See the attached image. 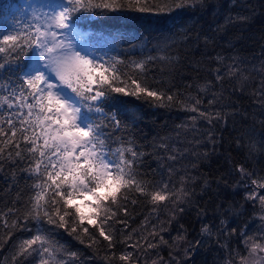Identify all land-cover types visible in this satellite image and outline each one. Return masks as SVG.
Segmentation results:
<instances>
[{
	"label": "snow or ice",
	"instance_id": "snow-or-ice-1",
	"mask_svg": "<svg viewBox=\"0 0 264 264\" xmlns=\"http://www.w3.org/2000/svg\"><path fill=\"white\" fill-rule=\"evenodd\" d=\"M208 3L209 0H65L58 10L33 14L28 23L0 34V70L20 73L15 86L0 83L5 92L0 96V109H5L0 113V171L5 164L19 166L32 180L22 215L13 208L0 212V227L8 230L7 238L21 227V220L30 219L75 234L81 243H84L82 236L92 243L97 242V237L103 238L109 250V264L112 261L142 264L150 249L156 250L157 256L151 264H189L192 253L209 240L223 253V264H264V228L257 235H250L247 224L230 222L229 215L242 214L231 205L223 211L218 207L215 219L219 222L204 223L201 238L195 242L188 239L183 225H179L177 235L170 237L171 243L161 234L170 228L160 226L157 231L153 225L148 236L155 242L148 241V236L141 237L147 242L144 252L139 251L144 247L139 240L128 243L136 229L123 240L117 239L118 233L123 235L127 231L128 206L140 199L151 204L157 215L164 205L169 225L178 222L186 206H190L195 194L192 185L197 177L170 163L159 179H148L140 171L145 153L138 150L130 134L124 135L128 125L104 107L113 94L144 98L158 107L178 104L183 111L193 114L190 116L193 130L198 121L209 126L206 142L215 151L218 140L213 129L216 124L227 123L229 115L221 111L225 84L232 93H244L253 82V74H259L262 78L252 95L264 108V67L249 71L237 57L216 55V67L210 70L212 79L196 86L198 94L209 97L205 105L202 95L168 94L150 87L144 74L149 61L157 57L127 63L117 57L103 60L79 48L73 35L77 15L82 13L128 10L159 16L177 9H203ZM247 21L245 15L229 14L224 27ZM219 30L218 25L214 31ZM209 42L210 38L205 36L204 43ZM22 57H29L31 63L20 66ZM159 59L172 60L163 56ZM217 87L219 91L214 90ZM235 145L245 151L249 161L255 160L264 155V132L259 133V138L254 130L241 133ZM159 147L169 151L166 143ZM181 156L173 152L166 159L176 162ZM233 172L238 177L234 190L242 189L245 201L259 205L264 213V175L245 163L235 165ZM204 187H208L207 181ZM260 219L264 221V215ZM117 225L123 228L117 229ZM117 244L125 248L118 256L111 251ZM162 247L169 250L167 259L160 254ZM128 248L136 252L135 261L133 251H127ZM15 249L12 264L33 254L39 257L38 264H68L69 259L77 256L75 252H65L39 228L15 245Z\"/></svg>",
	"mask_w": 264,
	"mask_h": 264
},
{
	"label": "trees",
	"instance_id": "trees-1",
	"mask_svg": "<svg viewBox=\"0 0 264 264\" xmlns=\"http://www.w3.org/2000/svg\"><path fill=\"white\" fill-rule=\"evenodd\" d=\"M15 1L17 0H0V34L5 32L1 19L7 6ZM237 13L247 16L248 21L224 27L225 18ZM74 25L88 34L95 46L105 52L107 59L117 57L127 63L157 57L147 64L144 78L148 85L168 94L202 95L205 105L209 97L198 94L196 86L204 85L212 79L210 70L216 67V55L237 57L249 71L253 67H264V0H209L208 7L203 9H177L169 15L159 16L128 10H96L95 13L78 14ZM218 25L221 30L214 31ZM205 36L210 38L207 45L204 43ZM31 56L30 53L29 57ZM162 56L171 57V62L160 60L159 57ZM29 57H22L20 66L30 64ZM11 67L16 68L17 65ZM19 74L0 70V83L8 82L15 86ZM261 78L254 73L253 82L244 93H232L227 90L228 84H225L221 111L229 115L227 123L216 124L213 129L218 140L215 151L206 142L209 126L198 121L196 130H193L190 121L193 114L183 111L178 104L158 107L144 98L120 94H113V98L104 104L105 111L116 114L128 125L124 135L130 134L135 139L138 150L145 153L140 171L148 179H159L170 163L197 177L195 185H192L195 194L190 206H186L185 213L179 217L178 222L172 221L169 225L164 205L160 206L161 210L157 215L152 211L151 204L140 199L135 205L128 206V228L123 235L118 233L117 239L123 240L136 229L128 243L139 240L144 245L139 251L144 252L147 242L141 237L148 236L153 225L157 226V231L160 226L170 228L169 232L161 233L170 243V237L177 235L179 225H183L187 229L188 239L195 242L201 238L200 228L204 223L219 222L215 219L218 207L223 211L230 205L235 211L242 212L238 217L229 215L230 222L235 220L241 226L247 224L251 230L250 235H257L264 228V221L260 219L264 213H261L259 205L246 202L242 189L234 190L238 177L233 172L235 165L245 163L264 175V155L249 161L245 151L237 149L235 145L236 138L241 133L254 130L259 138V133L264 132V124L261 123L264 121V108L259 106L256 97L252 95ZM188 85L192 87L188 88ZM214 90L219 91V87ZM4 94V89H0V96ZM180 98L184 99V96ZM4 111L5 109H0V113ZM161 143L168 145V152L159 147ZM173 152L182 156L176 162H169L166 157ZM203 153L208 155H197ZM204 181L208 182L207 188L204 187ZM31 183L32 180L28 179L19 166L5 164L3 171H0V212L13 208L20 210L22 215ZM240 205H243V209ZM201 212L204 215H200ZM20 225L19 229L12 232L10 239L7 238L8 230L0 227V264H12L15 245L30 238L38 228L56 240L65 252L77 254L68 260V264H109L107 242L101 237H97V242L92 243L87 236H82L84 243H81L75 234L70 235L64 229L46 222L29 219L21 220ZM116 227L123 228L122 225ZM91 231L93 230L90 228ZM148 241L155 242L150 236ZM111 251H115L118 256L125 248L124 245L117 244ZM127 251H133L135 261L136 252L132 248ZM160 254L167 259L169 250L162 247ZM153 259H157L156 250L150 249L142 258V264H151ZM223 259V253L209 240L192 253L189 264H223ZM38 260L39 257L33 254L26 259L21 257L17 264H38ZM112 264H119V261H112Z\"/></svg>",
	"mask_w": 264,
	"mask_h": 264
},
{
	"label": "rangeland",
	"instance_id": "rangeland-1",
	"mask_svg": "<svg viewBox=\"0 0 264 264\" xmlns=\"http://www.w3.org/2000/svg\"><path fill=\"white\" fill-rule=\"evenodd\" d=\"M65 0H17L7 6L2 17L4 31L13 30L32 20L33 14L48 13L58 10V5ZM74 39L79 48H82L94 55L96 58L107 60L105 52L97 48L88 34L74 25Z\"/></svg>",
	"mask_w": 264,
	"mask_h": 264
}]
</instances>
